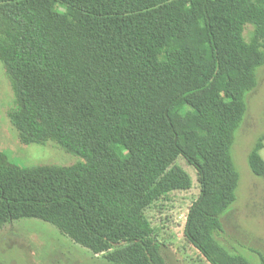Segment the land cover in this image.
<instances>
[{
  "label": "trees",
  "instance_id": "1",
  "mask_svg": "<svg viewBox=\"0 0 264 264\" xmlns=\"http://www.w3.org/2000/svg\"><path fill=\"white\" fill-rule=\"evenodd\" d=\"M0 63L20 144L77 158L19 167L0 151V229L37 219L113 264H166L143 210L190 187L181 157L199 183L185 238L211 264H251L215 234L236 199L231 147L264 64V0H0ZM263 142L247 164L264 179Z\"/></svg>",
  "mask_w": 264,
  "mask_h": 264
},
{
  "label": "rangeland",
  "instance_id": "2",
  "mask_svg": "<svg viewBox=\"0 0 264 264\" xmlns=\"http://www.w3.org/2000/svg\"><path fill=\"white\" fill-rule=\"evenodd\" d=\"M253 28L246 25L243 38L249 42ZM256 86L246 96V110L234 134L232 158L239 175L236 199L221 217L218 245L230 256H243L251 264L264 258V179L254 176L247 157L264 135V64L255 72ZM12 105L9 81L0 63V151L19 167L74 164L77 158L53 143L22 145L11 127L7 111ZM260 156L264 161V142ZM174 164L190 179L186 190L170 191L143 210L153 228L152 237L161 245L166 264H211L185 238L187 214L199 196L197 172L183 158ZM107 253L93 254L72 242L54 226L23 218L0 229V264H113Z\"/></svg>",
  "mask_w": 264,
  "mask_h": 264
}]
</instances>
